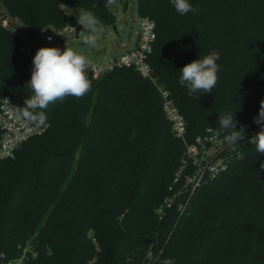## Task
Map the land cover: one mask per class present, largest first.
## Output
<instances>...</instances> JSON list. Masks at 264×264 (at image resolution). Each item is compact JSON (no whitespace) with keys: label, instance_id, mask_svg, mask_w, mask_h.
<instances>
[{"label":"trees","instance_id":"16d2710c","mask_svg":"<svg viewBox=\"0 0 264 264\" xmlns=\"http://www.w3.org/2000/svg\"><path fill=\"white\" fill-rule=\"evenodd\" d=\"M108 1L0 0L8 16H0V94L16 109L31 95L26 84L38 49L31 56L21 51L25 39L12 22L25 27L30 42L47 27L77 23L68 8L114 25ZM189 2L198 13L181 16L170 0H137V14L156 22L153 75L192 140L207 127L220 128L219 114L254 123L264 99V0ZM212 49L220 53L218 83L190 97L177 82L179 70ZM87 75L91 91L50 104L46 133L0 163V254L15 256L30 240L38 251L30 264H90L94 257L95 264H142L157 241L151 264H264V154H256L249 137L243 156L198 190L188 213L159 218L156 209L175 184L185 147L158 88L129 66Z\"/></svg>","mask_w":264,"mask_h":264},{"label":"built area","instance_id":"2783aa9c","mask_svg":"<svg viewBox=\"0 0 264 264\" xmlns=\"http://www.w3.org/2000/svg\"><path fill=\"white\" fill-rule=\"evenodd\" d=\"M67 27L75 29L71 26ZM61 31L58 30V34L54 35L46 34L44 37H38L31 42L25 41L20 49L29 56L33 55L34 50L40 47H58L63 50L64 45L61 42L57 43ZM49 36L52 37L51 41L47 39ZM156 37V22L148 16L139 17L135 44L121 54L107 59L89 58L92 62L89 71L94 77H98L113 71L117 67H134L158 88L164 114L171 122L174 135L183 141L185 147L182 165L176 174L175 184L169 187L170 193L156 209L157 216L163 218L168 211H174L180 216L188 213L198 190L204 184L217 179L226 172L232 160L243 156L240 147L246 144L248 137L255 135L257 129L253 128L254 123H237V130L241 127L244 128L245 139L239 142L235 150L224 143L223 137L226 133L219 127H207L192 140H188L183 114L171 98L169 91L159 85L153 75V68L149 59L153 52ZM47 130L48 127L38 128L22 119L18 115L11 97L0 94V163L7 158L14 157L19 145L32 137L43 135ZM176 182L179 183L176 185ZM89 235L99 251L97 238L92 232ZM156 243L157 241H152L142 264H151L154 261L156 257L154 245ZM37 256L36 243L28 240L18 245V254L15 256L7 257L1 253L0 264H30ZM95 261L96 257L90 261V264H95Z\"/></svg>","mask_w":264,"mask_h":264},{"label":"clouds","instance_id":"9594fccd","mask_svg":"<svg viewBox=\"0 0 264 264\" xmlns=\"http://www.w3.org/2000/svg\"><path fill=\"white\" fill-rule=\"evenodd\" d=\"M170 4L181 16L199 12V5L194 7L189 0H170ZM98 23V18L90 12L80 17L79 24L90 30L86 37L89 44L96 42ZM47 39L51 41L52 37ZM219 59L220 53L212 49L199 59L185 64L179 70L178 84L187 89L190 97L196 96L197 99L200 98L197 93H211L218 83L221 67ZM91 64L85 54L70 47L65 46L63 50L58 47H40L33 57L31 78L26 84L31 95L27 96L22 107L17 106L18 115L38 128L49 127L46 110L50 104L62 103L70 96L80 99L91 91L92 81L87 75ZM253 121L260 126V131L250 137L248 142L254 146L256 154H264V99L260 101L258 115ZM218 123L226 133L224 143L235 150L239 142L245 139L244 128L237 130L235 113L219 114ZM260 169L264 170V162L260 164ZM163 264H175V261L165 259Z\"/></svg>","mask_w":264,"mask_h":264},{"label":"rangeland","instance_id":"374dc122","mask_svg":"<svg viewBox=\"0 0 264 264\" xmlns=\"http://www.w3.org/2000/svg\"><path fill=\"white\" fill-rule=\"evenodd\" d=\"M109 8L116 14V23L114 25H106L99 21L97 24L98 32L96 33L95 44H89L86 37L89 29L84 28L76 36V30L66 27L59 33L57 43L61 42L64 47H70L78 52H82L88 58L107 59L115 55L121 54L126 49L132 47L137 39V30L139 24V16L137 14V0H109ZM3 10V11H2ZM68 11L74 15L77 23H79L81 15L87 10L78 8H68ZM91 13V12H90ZM0 16L7 18L4 9L0 8ZM12 25L22 35L25 41H28V34L25 27L14 21ZM57 31L52 27H47L41 34H56Z\"/></svg>","mask_w":264,"mask_h":264},{"label":"water","instance_id":"95a60500","mask_svg":"<svg viewBox=\"0 0 264 264\" xmlns=\"http://www.w3.org/2000/svg\"><path fill=\"white\" fill-rule=\"evenodd\" d=\"M69 26L75 28L76 33H77V35H76L77 37H78L79 32H80L81 30H84L83 26L80 25L79 23H76V22H70V23H69Z\"/></svg>","mask_w":264,"mask_h":264}]
</instances>
